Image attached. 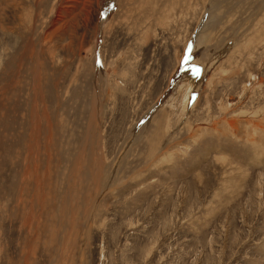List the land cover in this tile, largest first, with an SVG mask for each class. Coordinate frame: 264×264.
<instances>
[{
  "label": "rangeland",
  "instance_id": "obj_1",
  "mask_svg": "<svg viewBox=\"0 0 264 264\" xmlns=\"http://www.w3.org/2000/svg\"><path fill=\"white\" fill-rule=\"evenodd\" d=\"M0 264H264V0H0Z\"/></svg>",
  "mask_w": 264,
  "mask_h": 264
},
{
  "label": "bare ground",
  "instance_id": "obj_2",
  "mask_svg": "<svg viewBox=\"0 0 264 264\" xmlns=\"http://www.w3.org/2000/svg\"><path fill=\"white\" fill-rule=\"evenodd\" d=\"M71 1L73 2V1H76V0H71ZM210 28H211L210 23L207 22L206 25L204 26V28L202 29L201 33H200L198 42L196 44V50H199L200 48L204 47V43L206 42L205 39H207L206 35H207V32L210 30ZM209 37H210V35H209ZM95 104L97 105L96 101H94V105H93L94 106L93 117H95V115H96V112H95Z\"/></svg>",
  "mask_w": 264,
  "mask_h": 264
}]
</instances>
